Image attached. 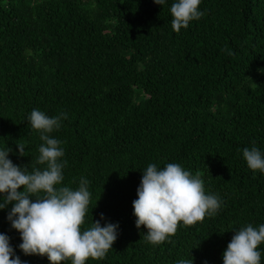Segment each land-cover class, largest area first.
Returning a JSON list of instances; mask_svg holds the SVG:
<instances>
[{
	"label": "trees",
	"instance_id": "16d2710c",
	"mask_svg": "<svg viewBox=\"0 0 264 264\" xmlns=\"http://www.w3.org/2000/svg\"><path fill=\"white\" fill-rule=\"evenodd\" d=\"M171 3L0 0V148H11L9 158L28 171L44 169L40 131L27 116L34 108L68 114L49 134L65 149L60 186L90 181L82 228L101 213L102 225H119L113 248L86 264H223L235 229L264 223V172L242 154L264 150V0H202L204 15L179 32ZM168 162L199 173L223 204L152 244L135 224L132 201L142 170ZM10 207L0 209V232L16 255L50 264L19 249Z\"/></svg>",
	"mask_w": 264,
	"mask_h": 264
},
{
	"label": "clouds",
	"instance_id": "9594fccd",
	"mask_svg": "<svg viewBox=\"0 0 264 264\" xmlns=\"http://www.w3.org/2000/svg\"><path fill=\"white\" fill-rule=\"evenodd\" d=\"M154 2L168 4V0ZM201 3L202 0H172L169 11L173 30L179 32L201 18ZM67 116L66 112L50 116L39 108L32 109L27 116L31 128L40 131L43 143L39 145L38 161L46 164L44 169L28 171L9 158L11 148H0V209L11 204L6 219L19 232L18 247L25 255L46 256L50 264L69 259L71 264H86L89 257L102 259L113 248L119 225H102L101 213V220L92 219L90 227L82 228L91 202L90 181L81 177L76 189L60 186L67 163L62 159L65 149L62 140L49 134L59 129ZM17 145L19 154L25 155L26 145ZM242 154L250 169L264 172V150L253 145L244 147ZM142 173L137 198L132 201L133 214L137 228L146 227L145 239L152 244L174 235L181 222L195 224L217 214L222 207L221 197L206 192L201 175L179 163L168 162L163 167L150 163ZM10 239L0 232V264H28L16 255ZM262 243L264 223H248L235 229L222 252L223 264H264V249L258 247ZM175 264H193V259L181 258Z\"/></svg>",
	"mask_w": 264,
	"mask_h": 264
}]
</instances>
